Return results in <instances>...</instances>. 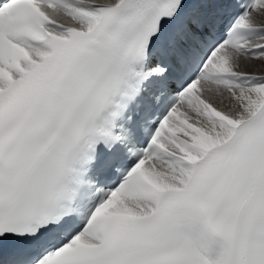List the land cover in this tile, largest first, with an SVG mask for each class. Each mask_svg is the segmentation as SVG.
I'll return each instance as SVG.
<instances>
[{"label":"snow or ice","instance_id":"snow-or-ice-1","mask_svg":"<svg viewBox=\"0 0 264 264\" xmlns=\"http://www.w3.org/2000/svg\"><path fill=\"white\" fill-rule=\"evenodd\" d=\"M0 264H264V0H0Z\"/></svg>","mask_w":264,"mask_h":264}]
</instances>
